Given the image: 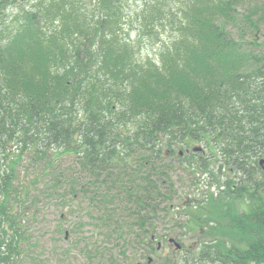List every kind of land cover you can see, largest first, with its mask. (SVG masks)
<instances>
[{"label": "trees", "instance_id": "16d2710c", "mask_svg": "<svg viewBox=\"0 0 264 264\" xmlns=\"http://www.w3.org/2000/svg\"><path fill=\"white\" fill-rule=\"evenodd\" d=\"M136 1L0 0V264H9L10 251L22 244V211L14 202L24 159L45 199L86 203L98 221L105 214L111 220L104 203H113L109 236L116 234L126 248L134 244L114 224L133 221L129 227L137 229L134 235L140 231L143 243L158 210L170 207L167 153L171 158L200 142L211 159L196 163L211 175L212 169L237 174L260 159L264 102L258 113L253 92L264 84V55L244 40L245 31L258 26L240 17L252 0H140V14L133 15L127 9ZM165 20L176 36L156 46V28ZM148 44L159 52L158 65L143 58ZM65 156L75 168L61 166ZM258 169L257 218L239 217L236 225L256 229L248 256L228 261L212 246L159 263L264 264V175ZM223 183L232 189L236 177Z\"/></svg>", "mask_w": 264, "mask_h": 264}, {"label": "rangeland", "instance_id": "374dc122", "mask_svg": "<svg viewBox=\"0 0 264 264\" xmlns=\"http://www.w3.org/2000/svg\"><path fill=\"white\" fill-rule=\"evenodd\" d=\"M82 1H85L84 4L87 6L93 5L92 0ZM142 6L143 2L138 0L133 2L127 10L133 15L137 12L140 14ZM240 10L241 18H244L245 21L251 20L258 26V29L253 30L250 27L245 31L246 44L255 43L256 53L264 55V0H252L248 4L244 3ZM132 20L134 24L132 27L137 26L139 22L134 23L135 19ZM165 22V26L158 24L156 28L160 38V44L158 43L156 46L160 45L161 47L163 43L170 44L176 36V31L171 29L167 20ZM249 25L250 22H247V25L242 26L249 27ZM132 27L133 31H130V36L135 39L137 31ZM142 50L143 58L149 56L157 62L156 65L160 63L159 52L152 50L149 44L147 48L143 46ZM194 147L207 150L205 145L200 142L192 143L190 150L192 151ZM185 149H178L177 153L170 156L171 158L167 156L168 153L166 154V161L170 165L166 169H169L173 181L170 191L174 194L169 204L170 207L178 206L179 210L175 207L170 208L167 204H160L158 207L166 208L168 206L169 208L164 211L159 209L156 217L149 223L147 231L142 234L148 237L147 233L150 230L158 235V241L164 239L166 243L169 238H176L172 241L180 244L183 249L177 255L184 256L187 250L194 251L218 246L227 255L225 256L228 261L229 257L234 255L236 257L242 254L248 256L250 254L248 250L256 242L255 236H251L241 228L234 229L229 224L230 218L244 214L245 212H241V209L246 210L248 205L243 202L240 209L232 194H229L230 199L221 200L227 193L223 192L221 183L226 181L227 177L233 178L234 173L212 169L211 172L214 174L212 176L197 163L189 164L187 158L190 154H186ZM179 151H184V155L180 156ZM60 163L62 167L71 166L70 168H75L76 164L72 157L66 156ZM18 173L20 178L14 207L18 213L22 211L20 223L23 238L20 248L10 251L12 260L8 262L9 264H112L110 262L112 257L123 258L124 261L126 258L137 260L144 253H148L150 257L154 258L157 264L162 262L160 256H167L166 260L170 258L168 256L171 255L173 248L169 244L165 246V249L158 250L155 242L150 248L151 250L147 252L144 242H137L140 231L134 235L137 233V229L129 227L132 226L133 221L126 220V226L122 224H114V226H121L125 232L123 234L126 235V240L133 242L134 245L126 248L123 242L117 239L116 234L110 238L111 232L109 231L111 229L107 227L113 225V217L116 213L113 211L114 206L110 201H105L104 205L113 214L111 220L105 214V221H98L93 219L95 216L93 213H96L94 207L90 208L86 203L78 204L77 201H69L58 205L56 201H50L38 195L35 187L31 184L32 167L26 159L22 161ZM20 191L22 193L19 196L18 192ZM25 191H29L28 193H32V195H28ZM37 196H39V201H37ZM87 207L90 209L88 212ZM127 212L130 214L129 211ZM125 235H123L124 239ZM124 263L126 264V262Z\"/></svg>", "mask_w": 264, "mask_h": 264}, {"label": "flooded vegetation", "instance_id": "af4514ba", "mask_svg": "<svg viewBox=\"0 0 264 264\" xmlns=\"http://www.w3.org/2000/svg\"><path fill=\"white\" fill-rule=\"evenodd\" d=\"M255 86H258V87L261 86V90L264 91L263 82L257 83ZM258 87H256L255 92H253V96H254L255 104H257V105H255L256 111L259 113L262 111V105L261 104L264 102V95H263L262 91L259 92L257 90ZM192 149H193L192 151L190 150V148L185 149V153L190 154V156L187 158L189 164L194 165V162L196 163V160H210L211 159V151L209 148H207V150L200 149L199 147H194ZM225 150H228V148H225ZM179 155L180 156L184 155V151H179ZM253 161L254 162H253L251 167L249 165H247V168L245 169L246 171L240 169L239 173L234 174V176L236 177V184L232 189L228 188L227 184L222 183L223 184L222 187L224 189L223 192L226 191L227 193L223 196V198L221 200H225L226 198L230 199L229 194L234 195L233 191L236 189H240L241 191H244V195H242V193L240 195H238V194L234 195V196H236L237 206L240 207V209H241L243 202H244V204L248 205L246 210H244L243 208L241 209V212L242 211L245 212L244 214H242L241 216L235 215V216H232L230 218L229 224L234 229L241 228L239 226H236L239 223V217L241 218V217L251 215L253 220H255L257 218L258 210H257V199H256L257 196H256V194H257V183H258V179H259L258 166H260L262 168V173L264 175V163H261L262 161H264V151L263 150L261 151L260 159L256 156V157H253ZM255 162H258V166ZM174 207L175 206H171V208H174ZM175 208H177L179 210L178 206ZM253 223H255V222H253ZM241 230L250 234L251 236H256V229L253 226L244 227ZM147 234H148V237H146V239H144V244L146 245V248L148 249V251L151 250L150 248L153 247V244L155 242L157 243L158 250L165 249V246H167L168 244L173 248V250H171V252H172L171 255L168 257L175 256L176 254L182 252L181 250H183L181 248L176 247L177 244L174 241H172L173 239L176 240V238H174V237L169 238L168 242L166 243L164 239H160L158 241L159 237L155 232H152L149 230V232ZM226 256L224 255V257L227 259ZM166 257L167 256H160V259H165ZM235 258H236V256L229 257V259H235ZM154 262H155L154 258L150 257L148 255V253H146V254L144 253V254L140 255L139 259L134 261V264H147V263L148 264H154Z\"/></svg>", "mask_w": 264, "mask_h": 264}, {"label": "water", "instance_id": "95a60500", "mask_svg": "<svg viewBox=\"0 0 264 264\" xmlns=\"http://www.w3.org/2000/svg\"><path fill=\"white\" fill-rule=\"evenodd\" d=\"M261 163H264V161H262ZM177 247H179V248H180V245H178V244H177Z\"/></svg>", "mask_w": 264, "mask_h": 264}]
</instances>
